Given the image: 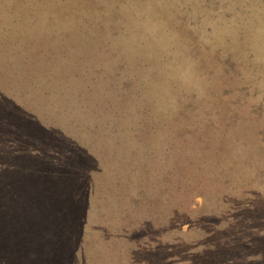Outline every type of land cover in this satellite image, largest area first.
<instances>
[{"label": "rangeland", "instance_id": "1", "mask_svg": "<svg viewBox=\"0 0 264 264\" xmlns=\"http://www.w3.org/2000/svg\"><path fill=\"white\" fill-rule=\"evenodd\" d=\"M169 167H199L186 238L226 198L264 205V0H0V264H117V221ZM61 185L68 207L29 190Z\"/></svg>", "mask_w": 264, "mask_h": 264}, {"label": "trees", "instance_id": "2", "mask_svg": "<svg viewBox=\"0 0 264 264\" xmlns=\"http://www.w3.org/2000/svg\"><path fill=\"white\" fill-rule=\"evenodd\" d=\"M13 107L14 117L21 122H35L33 114ZM31 152L35 153V150L32 149ZM42 154L43 151L37 147L35 155L42 157L39 156ZM23 158L26 160H23V164L19 167H35L33 171L39 175L40 179L44 178L41 182L56 184L59 181L62 182L61 179H68V177H59V174L65 170L62 167L53 166L54 161H40V158L29 159L28 154H23ZM182 168L183 171H177L179 175H172L171 170L175 173V167L168 168L165 172L166 182H162L165 186L164 190L159 183L138 189V198L147 204V209L139 214L137 211L136 216H133L131 220H128L129 215L125 214L117 221V264H264V223H262L264 222V205L256 200L244 199L233 203L226 198L224 203H218L216 209L207 212L209 213L207 215L212 216L204 220L200 228L198 217L195 216L196 220H193L189 227L191 230L189 237L186 238L181 234L182 231L177 223L175 227L181 232L173 231L175 214L177 211L179 213L184 211L186 201L183 196L189 188L191 189L190 179L199 175V167H193L195 170L191 175H187L190 167H180ZM29 190L31 194L39 197L59 195L67 199L64 207H68L73 195L71 188L62 185L45 188L31 186ZM120 191L117 187V197L122 196ZM84 194L83 191V196ZM223 196L226 195L223 194ZM160 203L168 207L167 210L164 206L161 207V214L167 215L164 218L157 216ZM169 208L172 209L169 211ZM72 210L73 204L69 208L70 212ZM203 213L206 212H198L199 215ZM79 245V241H75L72 244V252L70 248V253L69 245L65 249L61 246L59 249L61 256L68 261H74ZM123 246L129 247L122 252ZM186 254L188 256H185ZM80 264H86L84 252L81 254Z\"/></svg>", "mask_w": 264, "mask_h": 264}]
</instances>
